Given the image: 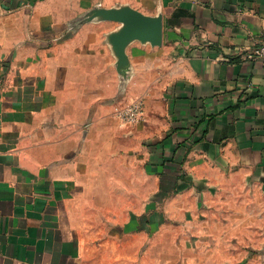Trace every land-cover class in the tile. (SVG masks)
<instances>
[{"label":"crops","instance_id":"obj_1","mask_svg":"<svg viewBox=\"0 0 264 264\" xmlns=\"http://www.w3.org/2000/svg\"><path fill=\"white\" fill-rule=\"evenodd\" d=\"M122 6L162 20L124 72L120 22L72 26ZM263 42L264 0H0V264H174L264 225Z\"/></svg>","mask_w":264,"mask_h":264},{"label":"rangeland","instance_id":"obj_2","mask_svg":"<svg viewBox=\"0 0 264 264\" xmlns=\"http://www.w3.org/2000/svg\"><path fill=\"white\" fill-rule=\"evenodd\" d=\"M78 24H80L79 20L75 21L72 26L75 27ZM128 103L118 108V110L125 107ZM143 106H144V102H143ZM115 114L117 115V112H115ZM144 120H145V111H144L143 120L133 123H141ZM220 210L222 209H211L208 211L205 208H203L201 209L199 215L201 214L204 215L206 214L207 211L211 215L217 216L218 213L220 214L221 212ZM238 212H239L238 208L231 209V213L238 215L237 214ZM206 225L211 229V231L214 233L216 237L220 235L222 237L215 238L213 240L202 239V237L206 238V235L201 234V236L198 237V240L197 239L195 240L190 235L191 231L193 230L200 231L201 228ZM206 225L202 224L201 222L197 224L194 223L193 225L191 223L183 224L182 227L186 231L185 234L190 236V238L192 237L191 242L193 244V247L197 248V250H195L196 255L175 256L170 260L172 263L174 264H186V263L188 264H264V225L260 226L255 223L246 225L245 227H243L238 223H231L229 225L227 224L218 225L215 223H211V224L209 223ZM148 226L150 228L149 229L150 233L157 232L159 230L158 221L156 222L152 221L151 223L148 224ZM224 226L226 229L229 228L228 231L229 234L227 232L223 234L219 233V231H221V229ZM137 227L140 229L136 228V230L141 231L143 230L145 225L139 223ZM207 250L208 251L215 250L217 251V253L215 255H211L210 253H208Z\"/></svg>","mask_w":264,"mask_h":264},{"label":"water","instance_id":"obj_3","mask_svg":"<svg viewBox=\"0 0 264 264\" xmlns=\"http://www.w3.org/2000/svg\"><path fill=\"white\" fill-rule=\"evenodd\" d=\"M112 19L122 24L119 31L113 35V45L118 54L119 66L124 72L127 67L126 45L130 40L148 41L153 45L162 42V20L128 7L105 9L96 7L79 19L80 23L93 19Z\"/></svg>","mask_w":264,"mask_h":264},{"label":"built area","instance_id":"obj_4","mask_svg":"<svg viewBox=\"0 0 264 264\" xmlns=\"http://www.w3.org/2000/svg\"><path fill=\"white\" fill-rule=\"evenodd\" d=\"M257 56H264V42L254 49ZM117 115L125 122H139L144 118V106L141 99H135L122 109L116 111Z\"/></svg>","mask_w":264,"mask_h":264}]
</instances>
